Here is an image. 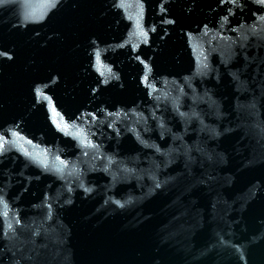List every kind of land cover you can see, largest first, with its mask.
<instances>
[{
	"label": "water",
	"instance_id": "water-1",
	"mask_svg": "<svg viewBox=\"0 0 264 264\" xmlns=\"http://www.w3.org/2000/svg\"><path fill=\"white\" fill-rule=\"evenodd\" d=\"M0 264H264V4L0 5Z\"/></svg>",
	"mask_w": 264,
	"mask_h": 264
},
{
	"label": "snow or ice",
	"instance_id": "snow-or-ice-1",
	"mask_svg": "<svg viewBox=\"0 0 264 264\" xmlns=\"http://www.w3.org/2000/svg\"><path fill=\"white\" fill-rule=\"evenodd\" d=\"M7 2H8V0H0V5H3ZM221 2H225V0H221ZM231 2L235 3V0H231ZM257 3L264 4V0H257ZM170 23H171V21H170ZM157 187H159V185H157Z\"/></svg>",
	"mask_w": 264,
	"mask_h": 264
}]
</instances>
